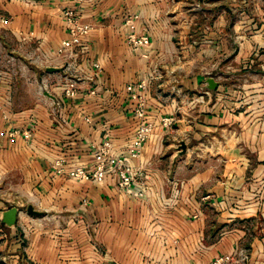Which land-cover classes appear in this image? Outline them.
<instances>
[{
	"label": "crops",
	"instance_id": "obj_1",
	"mask_svg": "<svg viewBox=\"0 0 264 264\" xmlns=\"http://www.w3.org/2000/svg\"><path fill=\"white\" fill-rule=\"evenodd\" d=\"M1 1L12 14L7 26L13 33L42 39L51 48L68 36L62 15L66 5H80L94 27L90 61L82 64L77 95L64 96L56 82L43 94L35 91L26 105L14 100L18 105L10 118L0 110V182L7 180L16 191L0 198V251L11 252L0 257L29 264L19 258L16 236L22 230L27 257L37 264H212L216 256L228 253H234L232 264H264V110L233 111L244 106L239 99L245 85V91L230 90L221 82L218 88L226 94L217 93L210 105H196L199 98L184 105L155 91L154 84L165 75L161 62L175 52L174 34L162 14L168 0ZM135 14L141 25H149L151 37V44L137 51L126 40L130 27L125 22ZM50 47L44 56L55 55ZM93 60L101 64L97 77ZM153 68L162 77L147 92L146 106L157 126L133 159L128 146L141 120L134 114L137 100L126 87ZM59 72L56 78L65 71L61 67ZM184 85L203 87L196 77L185 79ZM253 85L259 87L254 88L257 100L264 103V78ZM93 88L96 92L90 94ZM56 100L61 103L55 108ZM171 114L176 117L173 126L163 128L161 117ZM235 122L238 128L230 130ZM30 127L32 137L26 139L24 130ZM224 134L229 137L220 136ZM106 137L114 142L116 154L144 170L145 196L122 191L111 173L98 181L54 169L60 156L68 169L91 166ZM182 142L188 144L185 152ZM174 186L180 188L176 200ZM10 196L30 199L47 218L19 213L18 222L7 225L2 215Z\"/></svg>",
	"mask_w": 264,
	"mask_h": 264
},
{
	"label": "rangeland",
	"instance_id": "obj_2",
	"mask_svg": "<svg viewBox=\"0 0 264 264\" xmlns=\"http://www.w3.org/2000/svg\"><path fill=\"white\" fill-rule=\"evenodd\" d=\"M1 3L0 0V110L4 118H10L17 103L26 105L33 100L35 91L43 94L44 90H51L61 76L56 78V75H60L59 71L47 70V66H54L55 63L48 59L50 56L43 55L46 47L50 46L42 39L13 33L7 26L12 14L2 7ZM162 14L166 16L167 25L174 34L175 52L161 62V69L165 75L154 84L155 91H161L160 93L164 97L168 96L169 100L175 96L179 103L184 105L197 98L202 101L196 105H210L215 102L217 93L226 94L225 89L218 88L221 82L227 83L230 90L233 88L242 91L245 85L246 92L243 93L245 97L239 99L245 101L244 106H237L233 111L241 109L252 111L254 108L264 110V103L255 96L259 91H255L254 88L259 87L253 85L264 78L262 67L264 0H168ZM147 26L150 31L149 25ZM186 32L189 34L187 37ZM214 32L218 34L222 32L221 36L225 38L221 40ZM240 35L244 38H240ZM51 49L55 52V48ZM192 77L198 78L199 85L202 84L203 87H185L184 80ZM209 77L218 82L215 89L209 87ZM206 91H210V95ZM238 94L239 91L234 96L237 97ZM229 128L236 129L238 124L235 122ZM220 136L225 139L229 137L225 134ZM179 146L180 150L185 152L188 144L182 142ZM168 152L171 156V149ZM11 191L16 192L11 183L7 180L0 182V198L4 199ZM6 204L8 207L6 209L14 206L19 208V213L24 218L35 217L42 220L47 218V213L35 207L42 213L40 215L30 213L28 206L33 204L25 197H7ZM76 221L78 222L77 218ZM3 222L6 223L4 220ZM16 237L19 238L16 242L19 243L18 249H21L20 260H29V264H37L27 257L24 249L27 237L24 236V232L21 230ZM96 247L103 254L106 253L99 244H96ZM10 253L5 249L0 251L2 255ZM0 258V264H21L14 262L13 256Z\"/></svg>",
	"mask_w": 264,
	"mask_h": 264
},
{
	"label": "built area",
	"instance_id": "obj_3",
	"mask_svg": "<svg viewBox=\"0 0 264 264\" xmlns=\"http://www.w3.org/2000/svg\"><path fill=\"white\" fill-rule=\"evenodd\" d=\"M94 0H72L78 4L84 2H92ZM80 5H66L62 9V15L65 21V27L68 36L62 40L55 49L54 58H48L55 62L54 65H60L65 71L58 79L57 85L61 88L64 96L73 97L78 94V79L84 73L82 64L90 61L89 53L91 50L90 42L91 31L94 23L86 19V14ZM126 25L130 27L126 35L129 46L137 51L148 47L151 44L150 32L147 24L140 22L138 14L130 15L126 19ZM62 64V65H61ZM92 67L95 69L94 75L98 76L101 64L97 60L91 61ZM162 77V72L158 68H153L147 72L140 80L129 82L126 89L131 93L132 97L137 100L134 108V114L141 121L137 125L131 142L128 146V155L136 159L143 150L144 145L153 136L157 122L153 120L146 106V94L151 90L154 80ZM96 89L90 90L95 93ZM204 98V96L202 95ZM60 100L55 101L56 106L60 105ZM176 117L171 115L162 116L160 124L163 128H171ZM89 120V118H88ZM33 129L30 127L24 130L26 139L32 137ZM126 155L116 154L114 151V142L111 138H104L97 146L94 160L91 166L76 165L67 168V160L65 157H57L53 162V167L59 174H67L75 179H91L102 181L111 173L115 176L117 185L127 194L141 198L147 193V184L143 179L146 177L144 170L136 166L128 159ZM180 192V188L174 186L172 190V198L176 200ZM86 201V200H85ZM197 217L198 214H194ZM240 254L245 256L241 250ZM235 256L234 253L220 254L216 256L212 264H232Z\"/></svg>",
	"mask_w": 264,
	"mask_h": 264
},
{
	"label": "water",
	"instance_id": "obj_4",
	"mask_svg": "<svg viewBox=\"0 0 264 264\" xmlns=\"http://www.w3.org/2000/svg\"><path fill=\"white\" fill-rule=\"evenodd\" d=\"M47 70L49 71H60L61 67L58 66H47ZM208 83H209V87L211 89H215L218 85V82L213 78V77H209L208 78ZM28 211L32 214L35 215H40L42 212L35 209L33 205H29L28 206ZM18 213H19V208L17 207H11L9 209H6L3 211V216L2 219L9 225H12L14 223H16L17 221V217H18Z\"/></svg>",
	"mask_w": 264,
	"mask_h": 264
},
{
	"label": "bare ground",
	"instance_id": "obj_5",
	"mask_svg": "<svg viewBox=\"0 0 264 264\" xmlns=\"http://www.w3.org/2000/svg\"><path fill=\"white\" fill-rule=\"evenodd\" d=\"M50 58H52V59H53V58H54V56L52 55V56H50Z\"/></svg>",
	"mask_w": 264,
	"mask_h": 264
}]
</instances>
